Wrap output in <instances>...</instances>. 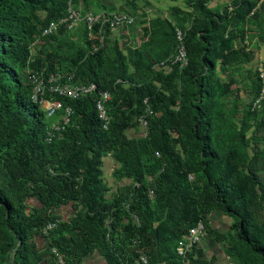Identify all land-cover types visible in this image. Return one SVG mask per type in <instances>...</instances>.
Returning <instances> with one entry per match:
<instances>
[{"label":"trees","instance_id":"trees-1","mask_svg":"<svg viewBox=\"0 0 264 264\" xmlns=\"http://www.w3.org/2000/svg\"><path fill=\"white\" fill-rule=\"evenodd\" d=\"M68 1L0 0V264H57L51 247L67 264H83L94 252L105 264H130L133 240L149 264H214L198 245L186 259L176 254L198 222L233 264H264V150L256 136L264 114L252 106L261 82L256 76L253 102L237 121L226 106L235 81L218 73L247 60L235 40L250 15L264 41V0H231L230 10L186 0L188 13L174 11L184 67L173 62L176 28L159 17L136 47L123 48L105 27V45L93 51L82 26L77 42L69 40L76 30L61 28L42 38L43 57L31 59V44L65 15ZM82 3L87 11L90 0ZM161 62L167 69L156 68ZM42 70L45 79L59 74L61 82L97 87L75 100L46 94L73 111L52 143L45 113L31 99L29 74ZM100 90L111 96L107 129L95 108ZM140 117L146 135L128 136ZM106 157L114 162L115 191L104 180ZM68 204L74 215L63 220L56 211ZM214 212L230 220L227 231L210 229ZM49 223L56 227L45 236Z\"/></svg>","mask_w":264,"mask_h":264},{"label":"built area","instance_id":"built-area-1","mask_svg":"<svg viewBox=\"0 0 264 264\" xmlns=\"http://www.w3.org/2000/svg\"><path fill=\"white\" fill-rule=\"evenodd\" d=\"M262 1V0H261ZM77 2V3H75ZM134 24V18L122 12H98L93 13L89 10H83L82 0H69L67 2V9L64 16L56 21L48 23L40 32L39 39L46 38L56 34L61 28L72 32L77 30L80 26L85 29L87 40L92 42L93 51H97L103 47L104 42V28L106 27L109 34H116L120 30H127ZM183 32L175 29V39L177 41L176 55L173 62H178L180 67L187 64L186 52L183 45ZM158 69H167L164 62L156 65ZM43 71L41 73L29 74V81L32 84L31 99L38 103L45 113L47 120L45 141L52 143L59 141L63 137L65 128L70 124L72 109L69 106L62 104L59 100L54 99L53 96L63 97L70 100H75L81 96H85L96 91L97 87L94 84H70L69 82H61L59 74H49L47 79L44 78ZM259 80L261 82L260 94L253 102V108L259 109L261 101L264 96V72L259 69ZM51 94L50 99H46V94ZM111 96L107 91H98L95 108L99 120L102 123L103 129H107L109 125V115L107 112V105ZM138 126L142 135H146L147 122L143 117L138 119ZM192 179V176H189ZM152 196V192L150 194ZM137 222V219L134 218ZM56 227L55 223H49L43 233L47 236L48 232ZM206 235V229L202 222H198L194 227L189 229L188 233L182 237L176 246V254L186 259V256L192 252L193 248L197 246L202 238ZM131 248L134 250V257L130 264H149L145 251L138 246V243L133 240ZM51 254L56 258L57 264H67L61 253L55 247L50 248Z\"/></svg>","mask_w":264,"mask_h":264},{"label":"rangeland","instance_id":"rangeland-1","mask_svg":"<svg viewBox=\"0 0 264 264\" xmlns=\"http://www.w3.org/2000/svg\"><path fill=\"white\" fill-rule=\"evenodd\" d=\"M210 1H212V3L215 2L217 4H221V0ZM222 1H225V3L221 5L229 6V10L233 7L231 0ZM114 5L116 7L110 5V0H90L88 10L93 13H110L119 10L122 13H127L134 18V24L127 30H120L113 35L109 34L110 39L117 40L121 46H123V48L139 46L143 40L147 39L145 30L149 28L150 20L158 17L167 19L176 28L175 21L177 14L174 15V11L176 9L181 11L177 17H180L182 13H188L190 11L186 0H114ZM246 20L247 21L244 24L242 31L243 37H238L235 40V46L236 48H240L246 54H248L247 60L241 63L239 67L237 66L236 71H234L233 68L218 70V73L225 81H228L229 79H233L235 81V83L232 85L233 93L226 100V106L229 110H236L235 120L237 121H239L241 118L242 110L245 109L248 104L253 102V96L250 94V88L252 86V82L256 80V76L258 77V70L261 69L264 72V41H262L260 37V30L254 24L251 15L247 17ZM186 26H188V23H186ZM262 31L264 32V18ZM69 40L74 42L79 40L77 30L75 33L70 34ZM43 44V39H39L38 37L35 38V41L30 47L31 59L43 57V55L40 54V51L44 50ZM104 45L105 42H103V46ZM33 69L34 68L31 67L30 72ZM259 111H262L264 114V96L261 101ZM140 134H142L140 128L127 132V135L130 137ZM256 136L260 138V141L258 142V148L260 150H264V132H260L256 134ZM113 167L114 162L112 158L106 157L104 161V180L108 185L111 184V186L115 188L118 182L116 183L112 177ZM258 173L261 176L264 175V159L258 165Z\"/></svg>","mask_w":264,"mask_h":264},{"label":"crops","instance_id":"crops-1","mask_svg":"<svg viewBox=\"0 0 264 264\" xmlns=\"http://www.w3.org/2000/svg\"><path fill=\"white\" fill-rule=\"evenodd\" d=\"M220 3L224 4L225 1L221 0ZM221 4L219 3L217 4L215 2L212 3V5L215 7L220 6ZM110 5L115 6L114 0H110ZM116 12H121V11L117 10ZM104 174H105V170H104ZM107 186L113 191H115L116 189L113 188L111 184L109 185L107 184ZM56 214L59 215L63 220H68L74 215V210L72 206L68 204L60 207V209L56 211ZM207 224L210 227V229L219 233H223L228 230L230 220L227 217L222 216L220 213L214 212L210 214V216L208 217ZM38 242L39 245L42 246L43 242L42 241H38ZM198 248L204 254V259L214 260V264H232L230 259L224 254L222 245L215 242L212 239V237L207 235V233L198 244ZM83 264H105V262L97 252H94L84 260Z\"/></svg>","mask_w":264,"mask_h":264}]
</instances>
